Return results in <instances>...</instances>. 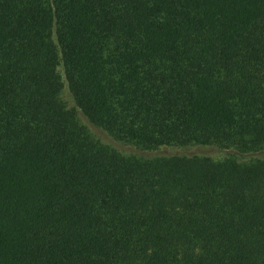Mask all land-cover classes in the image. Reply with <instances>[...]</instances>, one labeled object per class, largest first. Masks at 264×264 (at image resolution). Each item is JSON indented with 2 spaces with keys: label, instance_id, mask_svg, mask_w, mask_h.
<instances>
[{
  "label": "trees",
  "instance_id": "trees-1",
  "mask_svg": "<svg viewBox=\"0 0 264 264\" xmlns=\"http://www.w3.org/2000/svg\"><path fill=\"white\" fill-rule=\"evenodd\" d=\"M264 0H0V264H264Z\"/></svg>",
  "mask_w": 264,
  "mask_h": 264
},
{
  "label": "rangeland",
  "instance_id": "rangeland-1",
  "mask_svg": "<svg viewBox=\"0 0 264 264\" xmlns=\"http://www.w3.org/2000/svg\"><path fill=\"white\" fill-rule=\"evenodd\" d=\"M57 71L60 74L63 82V88L61 90L60 97L65 103L66 107L74 108L77 111V118L79 119L80 123L83 124L85 127H87L95 138L99 139L100 142L113 147L114 149H116L117 151H119L124 155L152 156V155H170V154H187V155L196 154L200 156H208L213 159H221L228 155H233L238 160L241 161H247L251 158L264 156V148L257 152L240 153L233 148L223 149L211 145L191 144L185 146H161L159 148L152 150H142L130 143L115 140L106 131L90 123L88 119L85 117V115L76 108L74 99L71 93L69 92L67 83L64 79L61 65L58 66Z\"/></svg>",
  "mask_w": 264,
  "mask_h": 264
}]
</instances>
